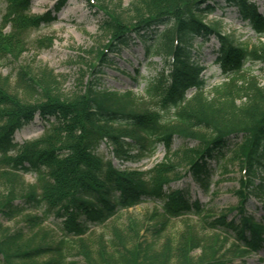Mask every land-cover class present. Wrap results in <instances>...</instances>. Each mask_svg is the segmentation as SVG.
<instances>
[{
  "label": "trees",
  "instance_id": "obj_1",
  "mask_svg": "<svg viewBox=\"0 0 264 264\" xmlns=\"http://www.w3.org/2000/svg\"><path fill=\"white\" fill-rule=\"evenodd\" d=\"M87 1L104 15L100 28L109 40L82 90L63 95L51 73L20 68L14 83L0 72V215L26 227L4 231L0 225V264H70L72 253L83 264H170L172 255L174 264H216L188 255L203 238L182 239L175 251L168 242L167 251L154 253L133 227L127 236L113 233L111 247L104 235L93 247L95 228L146 203L156 205L153 217L163 224L195 217L216 230L219 241H232L231 252L262 251L264 221L247 211L250 200L264 199V85L247 66L264 65V14L258 5L224 0L220 7L237 8L259 37L250 44L235 42L220 21L207 20L219 9L216 0H131L127 12L122 0L113 8L104 0ZM8 12L14 34L0 31V57L17 58L27 27L40 28L54 18L30 16L31 0H8ZM26 16L28 22L19 19ZM212 37L225 80L207 91L200 57ZM136 42L146 58L163 57V67L146 80L142 95L105 87V68ZM128 76L137 81L139 70ZM37 116L45 123L43 134L15 142V133ZM175 138L194 145L174 151ZM102 144L122 161L151 157L160 145L170 159L145 172H122L97 152ZM213 160L223 172L228 162H238V202L225 211L192 201L191 185L211 191ZM188 178L187 189H172Z\"/></svg>",
  "mask_w": 264,
  "mask_h": 264
},
{
  "label": "rangeland",
  "instance_id": "obj_2",
  "mask_svg": "<svg viewBox=\"0 0 264 264\" xmlns=\"http://www.w3.org/2000/svg\"><path fill=\"white\" fill-rule=\"evenodd\" d=\"M109 2L111 8L118 6L120 0H104ZM255 2L260 12L264 14V0H250ZM218 10L212 16L207 18L208 21H220L223 31L229 34L237 43L257 44L258 37L252 28L239 18L237 8L230 7L225 10L220 7L225 6L224 0H216ZM131 0H122V9L129 8ZM126 8V9H125ZM126 10L125 12H127ZM8 12V0H0V31L3 34H14L12 25L8 24L6 15ZM48 14L54 18L52 22L42 24L40 28H28L20 36L25 38L26 43L17 47L18 56L0 57V72L3 76L10 77L12 82L16 83V72L20 68L31 70L36 75L42 73L52 74L56 78L58 88L63 95L80 91L83 86L92 77L91 68L95 65L98 58V51L108 44V37L100 26L104 20V15L99 13V9L87 0H31L32 17H41ZM11 16H13L11 14ZM12 19V17H11ZM18 19V17H17ZM24 19L25 22L29 18ZM28 24H26L27 26ZM218 49V43L212 37L205 45L200 57V63L207 69L204 77L207 81V91L214 86L221 84L225 79L215 64L217 54L214 52ZM121 59L114 58L116 64L105 68L102 82L107 88L119 91L132 90L140 95L144 92L146 80L155 76L164 65V59L161 56L146 58L141 45L136 42L134 46L124 49L120 53ZM3 58V59H2ZM251 67L252 74L264 85V65L260 63H248ZM123 74H121L120 72ZM139 70L138 80H134L128 73L136 74ZM45 123L40 117H36L31 123L18 130L14 135L15 142L22 144L24 141H31L43 134ZM192 147L194 143L182 142L176 138L173 143V150L181 148L183 144ZM99 154L106 158H111L116 169L120 171H141L145 172L153 169L161 163H165L170 156L163 146H159L156 153L151 157L136 158L133 160H118L113 157L111 149L102 144L98 151ZM133 154L136 155L134 151ZM238 162H228L227 171L217 168V161L213 160L212 167L214 174L212 177L211 191L202 192L197 186L191 185V196L193 200H199L202 203H211L216 211H225L229 207L235 206L238 197L234 193L238 189V179L240 171ZM28 183L34 182V176H25ZM190 184V178L182 180L171 185L172 189H187ZM156 205L152 203L142 204L138 207L123 211L115 220L105 227L95 228L92 238L93 247L96 248L101 237L104 235L105 240L111 247V237H114L116 231H121L126 236L132 233V227L138 229V235L144 243H152L154 253L160 252L169 242L173 251L179 243L185 238H195L199 242L195 248L190 249L188 255L196 262L203 259L207 262L226 263V264H264V248L259 253H250L245 251L233 250L232 241L229 243L225 238H220L216 230H211L205 224L201 223L198 218L172 219L167 224H163V218L153 217ZM247 211L252 213L257 221H264V199L262 201L250 200L247 205ZM233 214L228 217L231 218ZM53 221L51 218L50 222ZM0 225L2 230H14L26 228L25 224L18 221H10L0 215ZM50 228L53 238L59 240L57 231L52 230V225H46ZM0 230V231H2ZM136 231V232H137ZM161 233L159 234L158 232ZM131 240V239H130ZM197 244V242H196ZM129 248L132 245H128ZM167 251V248L165 247ZM111 251L113 249L111 248ZM189 251V248L187 249ZM236 252V253H235ZM171 257V256H170ZM70 264H83L84 260L77 254L70 256L67 260ZM176 258L172 255L170 264H174Z\"/></svg>",
  "mask_w": 264,
  "mask_h": 264
}]
</instances>
